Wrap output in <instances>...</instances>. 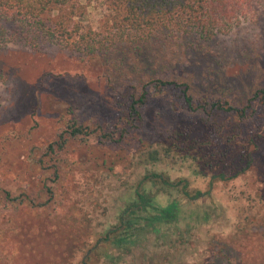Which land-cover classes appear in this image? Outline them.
Instances as JSON below:
<instances>
[{
  "label": "trees",
  "instance_id": "obj_1",
  "mask_svg": "<svg viewBox=\"0 0 264 264\" xmlns=\"http://www.w3.org/2000/svg\"><path fill=\"white\" fill-rule=\"evenodd\" d=\"M91 2L102 9L95 28L81 21ZM260 12L264 0H0V49L35 48L48 40L82 58L107 56L101 70L122 81L110 86L112 121L94 115L83 123L67 110L59 114L53 137L37 147L31 161L43 175L44 198L0 187V209L6 211L45 206L54 198V184L64 191L68 202L59 201L61 212L52 214L69 216L62 220L65 232L48 240L51 264H152L154 248L180 250L170 258L166 252L160 264H189L181 251L208 214H196L188 205L208 197L215 184L254 172L246 185L264 193V159L258 156L264 146V86L242 85L235 99L219 62L206 68L204 90L192 91L171 72L179 55H218L219 34L239 16L255 21ZM127 48L130 52L119 51ZM8 78L0 67V84ZM155 100L161 101L155 115L190 114L193 123L171 118L148 123L146 110ZM116 147L124 155L115 153ZM127 175L133 178L126 180ZM108 177L119 183L105 194L116 204V221L98 228L91 213L99 205L104 210L102 181ZM261 200L249 207L255 210ZM219 246L213 244L194 264H243L226 257L224 243Z\"/></svg>",
  "mask_w": 264,
  "mask_h": 264
},
{
  "label": "rangeland",
  "instance_id": "obj_2",
  "mask_svg": "<svg viewBox=\"0 0 264 264\" xmlns=\"http://www.w3.org/2000/svg\"><path fill=\"white\" fill-rule=\"evenodd\" d=\"M101 17V7L91 2L84 8L81 21L95 28ZM250 18L251 15L239 16L219 34L218 55H179L180 62L172 68V74L184 79L192 91L204 90L206 68L219 62L224 66L226 80L233 86L235 99V92L242 85L252 89L264 86V14L260 12L259 16L253 17L257 18L255 21ZM119 51L127 53L130 48ZM113 57L118 58V54ZM106 59L107 56L99 60L82 58L69 48L48 40L39 41L35 48L8 44L0 49V67L9 73L5 86L0 84V187L12 194L24 192L29 197L44 198L43 175L33 165L31 157L38 146L53 137L59 114L70 110L83 123H90L94 115L113 120L115 110L111 106L110 86H121L122 81L110 79L109 70H101L100 64ZM152 103L153 106L146 110L148 123L154 120L166 122L169 118L180 125L194 121L190 114L172 111H168L163 119V113L155 115L161 101ZM113 150L124 155L119 147ZM258 156L264 159V146L259 148ZM123 161L119 165L123 166ZM159 168L163 169V166ZM257 172L256 176L262 172L260 165ZM182 174H186L185 170ZM254 175L255 172L232 182L217 183L208 197L187 206L196 214L207 213L208 220L191 229V243L186 251H181L184 261L194 264L213 249V244L224 243L225 255L231 261L264 264V193L255 194L254 187L246 185ZM132 178L127 175L126 180ZM102 184L105 186L101 196L104 210L99 205L91 213L98 228L114 223L117 215L116 204L105 194L109 188L118 186V180L108 177ZM52 189L54 198L43 207L0 209V264H51L53 251L48 240H55L65 232L62 220L69 216L52 214V211L61 212L63 203L59 201L68 202L57 184L52 185ZM259 198L262 200L255 210L250 208ZM166 252L170 258L178 255L180 250L154 248L152 264H160L161 256Z\"/></svg>",
  "mask_w": 264,
  "mask_h": 264
}]
</instances>
